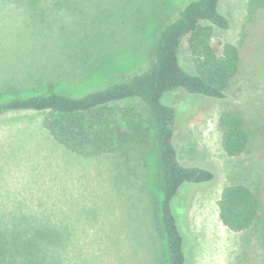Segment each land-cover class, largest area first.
<instances>
[{
  "label": "rangeland",
  "instance_id": "374dc122",
  "mask_svg": "<svg viewBox=\"0 0 264 264\" xmlns=\"http://www.w3.org/2000/svg\"><path fill=\"white\" fill-rule=\"evenodd\" d=\"M190 1L66 0L71 6L64 7L47 0L33 8L0 0V101L51 91L81 96L143 71L160 30ZM247 1L221 2L230 27L212 30L218 54L230 42L242 55L225 98L182 89L162 98L175 110L178 161L214 174L210 182L183 185L174 197L186 264H264V61L242 40ZM179 59L194 72L187 40ZM223 111L241 115L250 132L248 150L237 157L222 149ZM45 115H0V231L51 235L56 242L43 244L46 264H168L156 150L81 155L54 139ZM232 182L248 185L261 204L252 226L237 232L217 212L221 189Z\"/></svg>",
  "mask_w": 264,
  "mask_h": 264
},
{
  "label": "trees",
  "instance_id": "16d2710c",
  "mask_svg": "<svg viewBox=\"0 0 264 264\" xmlns=\"http://www.w3.org/2000/svg\"><path fill=\"white\" fill-rule=\"evenodd\" d=\"M12 1L37 8L38 2L45 4L47 0ZM55 1L59 2L55 4L64 2V7L71 6L66 0ZM223 1L226 0H191L177 19L160 30L153 59L139 73L81 96L51 91L0 101V115L15 111L45 112L43 124L54 139L81 155L109 153L122 147L143 154L154 148L168 264H186L187 260L172 207L174 197L183 185L210 182L214 174L201 166L178 161L173 143L175 110L162 98L175 89L211 99L225 98L228 85L243 61L237 45L225 42L218 54L210 44L213 28L230 27L228 17L220 9ZM243 39L250 41L249 50L264 61V0L247 1ZM184 40L193 56L194 72L185 70L180 63ZM218 127L227 156L237 157L248 150L250 132L241 115L223 111L218 117ZM217 212L220 222L229 230H246L261 214L259 196L248 185L232 182L222 187ZM43 232L40 229L0 231V264H46L43 244L56 241Z\"/></svg>",
  "mask_w": 264,
  "mask_h": 264
}]
</instances>
